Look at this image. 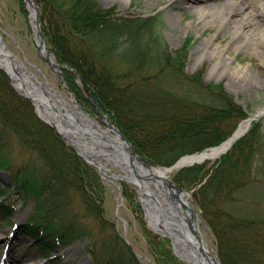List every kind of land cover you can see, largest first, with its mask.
<instances>
[{
    "label": "trees",
    "instance_id": "obj_1",
    "mask_svg": "<svg viewBox=\"0 0 264 264\" xmlns=\"http://www.w3.org/2000/svg\"><path fill=\"white\" fill-rule=\"evenodd\" d=\"M18 1L27 14L25 3ZM37 2L43 35L57 60L79 73L88 95L152 165L171 166L184 155L219 145L248 117L221 83L205 84L201 73H185L189 47H169L159 15L120 16L98 0ZM114 60L128 63L127 68L119 70ZM64 74L77 100L96 115L77 74ZM260 130L254 122L211 168L195 165L173 177L185 190L196 188L192 195L221 264H264V213L243 215L236 207L243 202L240 193L256 184ZM16 147L20 156L27 154L20 167L13 156ZM0 168L11 174L0 190L35 204L29 224L38 236L47 234L64 246L87 239L95 264H142L106 216L107 187L97 169L39 119L1 69ZM259 171L264 179V167ZM121 185L148 256L155 264H186L171 242L149 227L133 186ZM11 214L4 207L0 211L1 217Z\"/></svg>",
    "mask_w": 264,
    "mask_h": 264
},
{
    "label": "rangeland",
    "instance_id": "obj_2",
    "mask_svg": "<svg viewBox=\"0 0 264 264\" xmlns=\"http://www.w3.org/2000/svg\"><path fill=\"white\" fill-rule=\"evenodd\" d=\"M23 2L25 0H22ZM215 6L222 5L224 0H210ZM253 7L257 9L255 2H264V0H247ZM103 8H115L121 15H135L140 17H151L159 15L161 19L162 34L165 37L169 47L172 50H178L183 44L188 45V55L186 59L185 73L187 75L201 73L202 80L205 84L221 83L224 88L234 96V99L248 112V117H251L264 110V64L260 56L254 52L246 51H229L223 52L222 58L216 65L212 55L207 47L210 48L212 38L218 32L219 23L213 26L203 27L201 19H199L196 10L190 8V5L184 9H174L175 6H169L167 0H98ZM20 2L17 0H0V32L5 38L8 47L27 64L33 72L37 73V68L32 64L41 66L49 77L52 84L59 90L60 93L66 95L63 89L62 82L57 81L56 74L51 70L49 65L42 62L38 55V47L35 41L34 32L30 23V13L26 4L27 14L22 11ZM25 3V2H24ZM199 9V8H198ZM230 37L225 34H219L214 43L218 44L219 49H222L229 42ZM209 42V43H208ZM205 46V47H204ZM264 46H262L263 48ZM231 58L232 66L228 69H223L222 62ZM114 64L119 70L126 69L128 63H122L114 60ZM232 67H244L247 70L245 75H235L232 73ZM215 69V70H214ZM83 93L87 99L93 100L87 90L83 87ZM97 117V115H93ZM247 117V118H248ZM261 130L258 133L257 148L260 151L258 160L255 161V173L253 181L255 185L248 186L240 193L242 203L236 204L237 209L243 215L247 214H263L264 213V179L260 173V168L264 167V116L259 119ZM254 121L248 128L249 132L252 129ZM15 144V143H14ZM215 147V146H213ZM14 159L20 167L26 158L27 154L20 156V149L16 147L13 150ZM219 160L216 161L217 164ZM214 164V165H215ZM211 165V164H209ZM118 173L120 171L116 170ZM10 172L0 169V182L9 183L11 178ZM177 172H174V175ZM171 175V178H172ZM120 183V182H119ZM121 185V184H119ZM107 195L106 201V216L112 220L121 236L133 248V250L141 259L142 264H151L146 257L148 256V247L145 238L140 233L134 215L123 201V205L119 208L120 191L118 187L110 182H106ZM137 193V192H136ZM137 201L138 193H137ZM195 207V206H194ZM196 211L202 218L201 209L196 205ZM34 204L24 201L15 206V216L13 220H17L20 227L16 230V235L11 239V233L14 231L11 224L0 223V258L1 253L8 246L7 259L4 264H17L13 257H24L19 263H30L39 260H44V264H54L50 259H44L42 250L35 246L36 239L32 235L24 233L23 224L27 221V217L33 212ZM118 214L127 222V225L118 217ZM207 246L216 253L214 238L209 229L200 226ZM90 243L86 239L82 242L75 243L69 248L66 254L65 263L61 264H93L92 252ZM52 255H62V252L57 250L52 252ZM59 264V263H56Z\"/></svg>",
    "mask_w": 264,
    "mask_h": 264
},
{
    "label": "water",
    "instance_id": "obj_3",
    "mask_svg": "<svg viewBox=\"0 0 264 264\" xmlns=\"http://www.w3.org/2000/svg\"><path fill=\"white\" fill-rule=\"evenodd\" d=\"M32 4L35 9V21L37 24V37L39 39V57L47 63L53 71L62 77V83L66 90H68L65 77L63 75V69L65 65L58 63L55 55L50 51L48 43L44 38L41 31V24L39 19V8L33 0H26ZM44 49L46 56H43L41 49ZM0 68L4 70L10 77L13 86L17 88L15 82L22 88L25 89L24 95L29 101L33 103L36 108L38 116L53 129H55L62 138L69 142L77 152L90 164L95 166L101 173L103 179H106L102 174V169L98 166L91 155L84 157L81 154V147L77 142V137L84 136L87 139L95 138L97 143L104 144L106 148L114 150V157L120 165L126 167V171H123L122 181L137 185H142L146 181L150 180L147 174L142 170L145 168L155 169L149 161L138 155L132 143L121 133L116 124H113L111 119L105 115L102 109L95 104L96 112L99 115L101 123L105 124V127L98 122L97 119L89 115L82 106L77 103L73 94L70 93L71 99L58 100L54 102L52 97L43 88H38L35 82L32 80L33 74L24 70L21 59L14 54L5 42L4 37L0 33ZM70 69V68H68ZM79 80L81 78L79 77ZM36 101V102H35ZM37 102L40 104L42 113L37 108ZM262 113H257L248 120L242 122L235 133L225 142L217 147L207 149L203 152L196 153L193 155H187L180 158L171 167H163L161 169L162 175L153 177L159 181V184L163 185L167 190L173 191L178 196L179 194L184 195L186 199L190 200L192 206L185 204L180 198L181 207H184L188 214V220H184L179 217L176 221H172L170 214L174 210L180 209V207L165 208V197L164 195H151L146 204L141 201L143 209L146 214V220L151 227L159 234L168 237L174 247V251L177 256L183 261L189 264H220L219 259L215 256L210 249L207 247L201 230L199 228L200 216L194 209V201L190 194L187 193L183 188L177 185L169 176V173L187 168L196 164L204 163L208 157L207 153L210 151H217L220 153L219 158L227 153L234 143L245 135L251 122L262 116ZM247 123V127L244 124ZM115 134V138H110L109 135ZM218 156V155H217ZM112 176H121V174L110 170ZM111 180V179H109ZM112 181V180H111ZM148 195V193H144ZM170 197V195H169ZM182 219V220H181Z\"/></svg>",
    "mask_w": 264,
    "mask_h": 264
},
{
    "label": "bare ground",
    "instance_id": "obj_4",
    "mask_svg": "<svg viewBox=\"0 0 264 264\" xmlns=\"http://www.w3.org/2000/svg\"><path fill=\"white\" fill-rule=\"evenodd\" d=\"M219 1V0H218ZM223 1V0H222ZM167 4L169 6H175L174 9H184L185 6L190 5V8L196 10V13L201 19L202 26H213L219 23L218 32L210 41L211 46L208 48L211 58L214 59L213 65L215 69H217V64H219V60L222 58L223 52L227 53L229 51H246L254 52L256 55L260 56L262 59V63L264 64V2H255L257 9H253L252 5L247 0H224L222 5L215 6L211 3L210 0H167ZM199 8V9H198ZM30 11L32 13L31 23L33 26L34 32L37 33V24L35 21V10L33 6L30 5ZM225 33L230 37L229 42L225 47L219 49L218 44L214 43L213 39H215L219 34ZM39 42V39H38ZM209 43V42H208ZM205 47V46H204ZM41 53L43 56H46L45 50L42 48ZM231 58L225 59L222 63L223 69L230 68L232 66ZM24 70L31 72L33 74V81L38 88H43L47 91L49 98L52 97L54 102H59L58 100L67 99L64 94H61L59 90L52 84L49 77L46 75L45 71L41 66L36 64H32L37 68V73L33 72L31 68L27 66V64L21 60ZM214 69V70H215ZM232 73L235 75H245L247 74V70L244 67H232ZM18 90L21 93L26 91L22 89L16 82ZM36 102V101H35ZM37 108L40 113H42V109L40 104L37 102ZM247 124H244V127ZM109 137L115 138L117 140V136L115 134L109 135ZM95 138L87 139L84 136L77 137V142L80 145L81 154L84 157L89 158L91 155L93 162H95L98 166L101 167L102 173L105 178L108 180L110 177L113 181H121L123 173L121 176H109V169H120L122 172L126 171V167L124 165H120L116 158L114 157V150H110L103 146L100 143H97ZM218 155V156H217ZM220 153L217 151H210L207 153L208 162L212 165L215 160L218 159ZM142 170L147 174L150 180L146 181L144 184L137 185L139 192L141 193L140 198L143 200L144 204H146L151 198V195H164L166 203L165 208L168 210L169 208L180 207L178 210H173L170 214L171 220L176 221L179 217H181L184 222L188 220V214L184 207H181L180 198L184 201L185 204H189V200L184 197V195L179 194L178 196L173 191L167 190L163 185L159 184V181L153 179V177H157L162 175L160 169H150L145 168ZM109 182V181H108ZM148 193V195H144V193ZM170 195V197H169ZM123 205L122 200L119 203V208ZM181 219V220H182ZM17 261L22 260V257H16ZM35 263H25V264H38ZM9 264V263H8Z\"/></svg>",
    "mask_w": 264,
    "mask_h": 264
}]
</instances>
